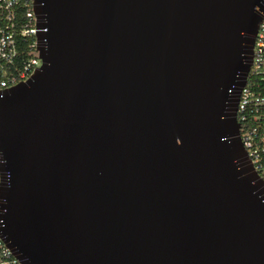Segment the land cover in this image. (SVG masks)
<instances>
[{"label": "water", "instance_id": "95a60500", "mask_svg": "<svg viewBox=\"0 0 264 264\" xmlns=\"http://www.w3.org/2000/svg\"><path fill=\"white\" fill-rule=\"evenodd\" d=\"M33 11L41 66L0 91V238L19 263L264 264L236 119L264 0Z\"/></svg>", "mask_w": 264, "mask_h": 264}, {"label": "built area", "instance_id": "2783aa9c", "mask_svg": "<svg viewBox=\"0 0 264 264\" xmlns=\"http://www.w3.org/2000/svg\"><path fill=\"white\" fill-rule=\"evenodd\" d=\"M39 31L46 29L37 26L33 0H0V91L28 80L41 66L36 40ZM31 37L34 41L26 43ZM24 46L25 59L22 57ZM236 119L243 149L264 181V18L258 25L252 63L240 93ZM1 182L0 172V185ZM0 264H20L1 238Z\"/></svg>", "mask_w": 264, "mask_h": 264}, {"label": "trees", "instance_id": "16d2710c", "mask_svg": "<svg viewBox=\"0 0 264 264\" xmlns=\"http://www.w3.org/2000/svg\"><path fill=\"white\" fill-rule=\"evenodd\" d=\"M34 41V38H28L26 43H31ZM23 59H25L27 57V49L26 46L23 47V54H22Z\"/></svg>", "mask_w": 264, "mask_h": 264}]
</instances>
